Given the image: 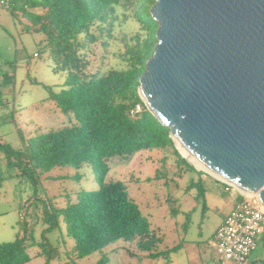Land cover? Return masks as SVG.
Returning <instances> with one entry per match:
<instances>
[{"label": "trees", "instance_id": "1", "mask_svg": "<svg viewBox=\"0 0 264 264\" xmlns=\"http://www.w3.org/2000/svg\"><path fill=\"white\" fill-rule=\"evenodd\" d=\"M15 2L14 8L18 4L17 9L28 22L27 30L44 35L43 53L53 60L56 71L65 74L63 89L50 96L58 110L68 117L69 124L36 135L21 150L0 142L6 167L13 171L7 178L14 177L31 186L30 200L39 209L44 226L38 245L40 255L50 260L53 248L45 235L53 231L63 232L73 242L76 258L100 253L97 264H108L105 251L118 243L129 244L140 254L139 258L157 259L177 252L180 246L158 251L161 240L130 198L125 183L107 180L111 159L125 160L142 151H173L179 163L194 171L175 150L169 129L147 110L138 94L139 79L156 43L157 24L149 13L154 0ZM117 9L123 20L130 19L138 25V31L129 40L123 39L125 67L105 73L86 71L87 63L78 54L83 47L80 37L96 43L104 32L109 34L117 19ZM136 106L141 111L132 115ZM85 166L93 172L96 191L77 192L76 198H68L63 208L38 196L45 175L53 169L70 167L79 171ZM75 178L81 175L76 174ZM3 180L0 178V185ZM203 193L200 189L199 196ZM27 216L19 223L16 238L0 244V264L30 262L28 250L35 242ZM259 246L264 249V234Z\"/></svg>", "mask_w": 264, "mask_h": 264}, {"label": "rangeland", "instance_id": "2", "mask_svg": "<svg viewBox=\"0 0 264 264\" xmlns=\"http://www.w3.org/2000/svg\"><path fill=\"white\" fill-rule=\"evenodd\" d=\"M17 8L18 4L11 10L0 8V142L21 150L36 135L67 126L69 119L50 96L63 89L65 74L56 71L53 60L43 53L44 35L28 31ZM116 17L112 31L104 32L96 43L80 37L83 47L78 54L87 63L86 71L105 73L125 67L123 39L129 40L138 31V25L130 19L123 20L119 9ZM185 162L194 171L179 163L173 151H142L125 160L109 161L107 180L125 183L130 198L161 240L158 251L180 248L168 257L150 259L139 258L140 254L129 244L118 243L105 251L108 264H220L210 238L231 195L211 173ZM10 174L13 171L6 167L0 153V178H4L0 185V244L16 238L19 223L27 214L35 242L28 250L31 260L27 264H97L100 253L76 258L72 253L73 242L58 231L45 235L53 248L50 260L40 255L38 245L44 226L40 223L39 209L30 200L31 186L14 177L7 178ZM76 174L81 178L76 179ZM97 189L88 166L79 171L55 168L45 175L38 196L48 199L46 203L51 202L56 208H63L69 199L76 198L77 192ZM200 189L204 191L201 196ZM245 264H264V249L259 246Z\"/></svg>", "mask_w": 264, "mask_h": 264}, {"label": "water", "instance_id": "3", "mask_svg": "<svg viewBox=\"0 0 264 264\" xmlns=\"http://www.w3.org/2000/svg\"><path fill=\"white\" fill-rule=\"evenodd\" d=\"M149 13L141 100L183 159L176 142L264 208V0H154Z\"/></svg>", "mask_w": 264, "mask_h": 264}, {"label": "built area", "instance_id": "4", "mask_svg": "<svg viewBox=\"0 0 264 264\" xmlns=\"http://www.w3.org/2000/svg\"><path fill=\"white\" fill-rule=\"evenodd\" d=\"M16 0H0V8L11 10ZM37 56L36 54L34 55ZM141 111L136 106L132 115ZM225 192L236 195L231 211L224 217L214 233L212 246L220 264H245L258 248L264 234V208L254 195L239 192L224 184Z\"/></svg>", "mask_w": 264, "mask_h": 264}, {"label": "bare ground", "instance_id": "5", "mask_svg": "<svg viewBox=\"0 0 264 264\" xmlns=\"http://www.w3.org/2000/svg\"><path fill=\"white\" fill-rule=\"evenodd\" d=\"M176 146L179 149V151L181 152V154L187 158V160L196 168L198 169H202L208 173H211L213 176L214 174L204 165L201 163L200 160H198V158H196L194 155H191L190 153H188V151L183 148L179 142H176Z\"/></svg>", "mask_w": 264, "mask_h": 264}, {"label": "crops", "instance_id": "6", "mask_svg": "<svg viewBox=\"0 0 264 264\" xmlns=\"http://www.w3.org/2000/svg\"><path fill=\"white\" fill-rule=\"evenodd\" d=\"M25 23L26 24H28V22L25 20ZM35 55V54H34ZM175 148V147H174ZM176 150V149H175ZM177 151V150H176ZM177 153H179L178 151H177ZM137 157V156H136ZM135 157V158H136ZM176 157H177V155H176ZM178 158V157H177ZM230 194V193H229ZM231 195V194H230ZM236 195H231L230 197H229V199H228V202L229 203H227V205L225 206L226 207V209L223 211V214L221 215V217H220V223L218 224V226L215 228V230L213 231V233H212V235H211V238H210V240H211V247L213 248V246H212V242H213V238H214V233H215V231H216V229L219 227V225L221 224V222H222V220L224 219V217L231 211V208H232V206H233V203H234V201H235V199H236ZM213 250H214V248H213Z\"/></svg>", "mask_w": 264, "mask_h": 264}]
</instances>
